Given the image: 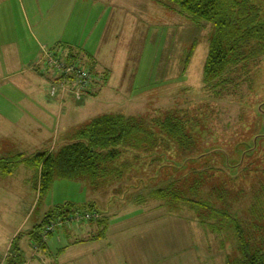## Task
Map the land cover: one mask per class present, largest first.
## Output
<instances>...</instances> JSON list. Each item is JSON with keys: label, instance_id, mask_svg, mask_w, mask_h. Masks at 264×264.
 <instances>
[{"label": "rangeland", "instance_id": "obj_1", "mask_svg": "<svg viewBox=\"0 0 264 264\" xmlns=\"http://www.w3.org/2000/svg\"><path fill=\"white\" fill-rule=\"evenodd\" d=\"M250 1L264 14V0ZM102 5L105 21H99ZM178 11L165 0H0L1 39L10 30V40L12 32L17 48H22L29 33L41 48L56 51L61 59L94 75L96 95L81 101L67 92L51 96L64 102V118L56 135L58 144L50 151L57 153L80 129L104 115L139 118L157 140L154 158L125 154L107 167L97 186L89 178L56 179L40 196L36 179L31 180L32 211H27V182L16 175L10 189H0L1 241L22 227L4 255H10L8 264L19 247L27 248L28 212L33 224L44 218L49 207L53 208L46 214H60L47 222L54 224L48 241L58 238L62 229L83 225L98 227V238L122 235L120 245L125 237L135 236L137 241L126 254L136 257L127 261L120 255L122 264H236L242 243L251 253H264V141L254 157L241 155L246 150L243 144L261 132L264 120L257 112L264 103V58L256 65L250 63L247 71L227 74L232 84L214 90L204 83L213 27L192 24ZM97 24L99 33L91 34ZM44 68L46 75L53 76ZM53 84V80L51 86L46 84L48 92ZM169 116L189 121L190 149L160 132L158 124ZM212 151L218 152L191 164L189 170L175 169L189 157ZM34 152L27 151L26 158ZM242 157L237 170L235 164ZM159 169L160 179L151 183ZM194 169L203 173L191 174ZM183 176L188 178L185 185ZM140 179L151 186L139 185ZM21 181L25 184L18 185ZM175 189L185 199L179 204L168 205L156 197L161 190ZM138 202H160L162 219L135 211L134 205L142 204ZM104 220L112 226L102 234L99 224ZM58 248L56 243L53 253Z\"/></svg>", "mask_w": 264, "mask_h": 264}, {"label": "trees", "instance_id": "obj_2", "mask_svg": "<svg viewBox=\"0 0 264 264\" xmlns=\"http://www.w3.org/2000/svg\"><path fill=\"white\" fill-rule=\"evenodd\" d=\"M165 1L176 6L179 14L192 24L208 23L213 27L209 54L204 67L205 85H212L214 90H226L228 85L233 82V79L226 78L227 74H232L237 69L247 71V66L250 63L253 62L256 65L264 58V14L250 0ZM93 87L94 85L84 96L96 95L93 93ZM188 124L189 121L183 120L182 122L178 118L169 116L160 122L158 127L162 134L175 140L181 147L190 149L193 141L190 142L187 135ZM154 133L147 129L145 123L139 118L104 115L80 129L74 140L62 146L57 153L50 151L28 158L18 155L1 160L0 174H11L20 165L38 170L40 172V196L48 193L56 179L89 178L91 184L97 186L98 180L107 175V171H109L107 167L119 162L125 154L133 155L137 159L154 158L156 154L153 150L157 148ZM145 143L150 145L149 149L142 148ZM143 153L149 154L144 155ZM163 155L166 157L164 153ZM190 167L191 164L185 166L183 170ZM196 173L202 174L203 171L195 169L191 171V174ZM186 177L183 176L184 185L187 183L188 178ZM152 181L154 182L155 179L152 178L151 183ZM150 186H145V188ZM156 197L166 201L168 205H176L185 200L182 198V192L178 189L172 192L171 190L168 192L161 190ZM59 214L60 212L48 214L43 223L30 233L34 245L39 250L45 248L46 245L44 229L47 222L56 219ZM108 225L106 220L100 222L99 226L103 227L102 234L105 233L104 229H107ZM14 253L16 256L14 259H12L13 257L10 259L9 264L20 263L17 262L21 258L19 249ZM236 264H264V253L261 251L251 253L246 244L242 243L241 256Z\"/></svg>", "mask_w": 264, "mask_h": 264}, {"label": "crops", "instance_id": "obj_3", "mask_svg": "<svg viewBox=\"0 0 264 264\" xmlns=\"http://www.w3.org/2000/svg\"><path fill=\"white\" fill-rule=\"evenodd\" d=\"M102 7L104 10L99 11V21H105L106 18L105 6ZM97 28L98 24L90 33L98 34ZM28 36L29 33L27 45L22 48H17L12 32V40H10V30L6 31L4 38L0 37V161L18 155L25 156L30 150L35 151L34 155L49 152L51 147L58 144L56 135L64 118V102L52 98L50 91H47L46 84L51 86L53 76L45 74V65L42 63L45 48H41L40 41L34 35ZM27 167L20 165L11 174H0V186H2L0 189H10V180L19 175L24 182H27V211L29 209L32 211L30 184L31 180L36 179L35 189L39 193L40 175L38 170L33 173L32 169ZM23 181L18 185L25 184ZM20 188L18 191H21ZM22 190L21 192L24 193V187ZM138 203L142 204H135L134 210L139 211L140 214L154 219L163 217L160 213L163 210L160 202L148 205L143 202ZM52 208H47L44 218L37 219L33 224H29L31 212H28L26 218L28 229L25 236L27 248L19 247L22 258L19 264H122L124 260L128 261L136 257L126 254V250L137 241L135 236L125 237L124 241L122 240L124 244L120 245L122 235L98 238V227L84 225L72 230L62 229L58 238H50L48 242L46 241L45 248L33 252L34 243L30 233L43 223L49 214L46 212L51 211ZM111 226L109 222V227ZM21 228L12 231L4 240L0 239V257H4L11 250L12 241L19 237ZM145 237L146 235L143 236ZM56 243L59 248L53 253ZM43 256L46 259H42Z\"/></svg>", "mask_w": 264, "mask_h": 264}, {"label": "built area", "instance_id": "obj_4", "mask_svg": "<svg viewBox=\"0 0 264 264\" xmlns=\"http://www.w3.org/2000/svg\"><path fill=\"white\" fill-rule=\"evenodd\" d=\"M44 65L53 74V87L51 96L62 95L63 92L70 93L73 98L82 100L85 93L92 87L94 75L92 72L80 65L69 63L61 59L54 50L44 49ZM54 230V224L46 225L44 229V240ZM36 250L38 248L36 247ZM10 255L0 257V264H7ZM5 258V259H4Z\"/></svg>", "mask_w": 264, "mask_h": 264}, {"label": "water", "instance_id": "obj_5", "mask_svg": "<svg viewBox=\"0 0 264 264\" xmlns=\"http://www.w3.org/2000/svg\"><path fill=\"white\" fill-rule=\"evenodd\" d=\"M257 112H258V114L261 116V117H263L264 118V103H262V104H260L259 106H258V108H257ZM262 141H264V120H263V123H262V127H261V132L259 133V134H257V135H255L254 137H253V139L249 142V143H245V144H243V145H245V152L243 153V154H241V155H243L244 156V154H248V156L249 157H254L255 156V154L259 151V148H260V145H261V142ZM218 151H212V152H209V153H206L205 155H201V156H198V157H189V158H187V159H185L184 161H183V165L181 166V165H179L178 167H176L175 168V165L173 166L172 165V167H174L176 170H183V168L185 167V166H187V165H189V164H195V162H197V161H199V160H201V159H203V158H205V157H207V156H209V155H212V154H214V153H217ZM245 155V156H246ZM224 157H225V160L227 159V166H228V162H229V160H228V157H227V154L226 155H224ZM243 160V157H242V159H240V161H237L236 162V164H235V168L238 170L239 168H240V166L242 165V163L244 162V161H242ZM171 167V168H172ZM174 169V170H175ZM160 170L161 169H159V171H158V175H156L155 177H153L154 179H155V181L157 180V179H159V172H160ZM151 180V179H150ZM138 184L139 185H142V186H146V187H148L149 185H150V181H148V183H146V184H144V181L142 180V179H140V180H138ZM137 188V187H136Z\"/></svg>", "mask_w": 264, "mask_h": 264}]
</instances>
